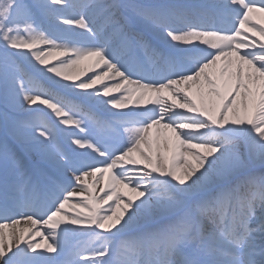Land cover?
<instances>
[{
	"label": "snow or ice",
	"instance_id": "6c2138e0",
	"mask_svg": "<svg viewBox=\"0 0 264 264\" xmlns=\"http://www.w3.org/2000/svg\"><path fill=\"white\" fill-rule=\"evenodd\" d=\"M0 105V264H264V0H0Z\"/></svg>",
	"mask_w": 264,
	"mask_h": 264
},
{
	"label": "bare ground",
	"instance_id": "6f19581e",
	"mask_svg": "<svg viewBox=\"0 0 264 264\" xmlns=\"http://www.w3.org/2000/svg\"><path fill=\"white\" fill-rule=\"evenodd\" d=\"M258 18H260V16H254V20H255V19H258ZM248 35L250 36V39H256V40H259V39H260L258 33L250 32V33H248ZM25 64L27 65V70L32 71L31 65L28 64L27 62H25ZM89 65H90V62H89V61H84L78 69H73L72 71H73V72H82V71H84L85 69H87V68L89 67ZM87 74H88V75H91V72H88ZM81 78H84V77H81ZM106 82H108V81H106ZM112 95L119 96V93H112ZM136 95H137V94H135V93L132 94L133 99H132L131 101L128 102V107H129V108L137 107V105H136V103H135ZM151 95L154 96V94H151ZM165 95H167V94H165ZM140 106H143V105H140ZM113 111H120V110L113 109ZM73 202H74V201H73ZM66 210H67V211H70V212L73 211V210H71V209H66ZM80 210H82V209H77L76 211H80ZM21 226H26V225L23 224V222H22V225H21ZM6 231H7V230H6ZM36 239H37V241H39L40 238L37 237ZM82 240H83V242H84L85 244H88V243H89V238H88V237H83Z\"/></svg>",
	"mask_w": 264,
	"mask_h": 264
},
{
	"label": "rangeland",
	"instance_id": "374dc122",
	"mask_svg": "<svg viewBox=\"0 0 264 264\" xmlns=\"http://www.w3.org/2000/svg\"><path fill=\"white\" fill-rule=\"evenodd\" d=\"M254 16H261V14H254ZM25 68H26V70H27V65L25 64ZM28 71H30V70H28ZM0 111H3V106L2 105H0Z\"/></svg>",
	"mask_w": 264,
	"mask_h": 264
}]
</instances>
